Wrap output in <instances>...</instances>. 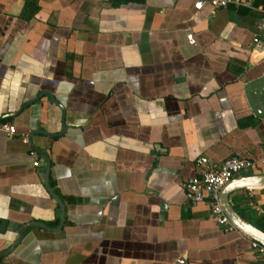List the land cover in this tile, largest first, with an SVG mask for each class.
Wrapping results in <instances>:
<instances>
[{
	"label": "crops",
	"instance_id": "crops-1",
	"mask_svg": "<svg viewBox=\"0 0 264 264\" xmlns=\"http://www.w3.org/2000/svg\"><path fill=\"white\" fill-rule=\"evenodd\" d=\"M263 76L264 0H0V254L28 227L2 263L255 264L182 183L260 157ZM249 192L230 203L264 230Z\"/></svg>",
	"mask_w": 264,
	"mask_h": 264
},
{
	"label": "built area",
	"instance_id": "built-area-1",
	"mask_svg": "<svg viewBox=\"0 0 264 264\" xmlns=\"http://www.w3.org/2000/svg\"><path fill=\"white\" fill-rule=\"evenodd\" d=\"M210 3L215 9H223L230 3H241V0H210ZM254 41L258 43L259 39L255 38ZM0 131L11 137L16 133V126L8 121H0ZM23 141L28 144L30 139L25 136ZM31 155L36 156V152L32 151ZM34 165L39 166V161L36 160ZM262 166H264V146L258 159L232 156L224 162L216 163L206 156H201L196 160V167L199 173L195 177L187 179L182 183L189 203L197 205L202 202H207L210 206L212 218L226 233L238 232L250 240L251 246L259 258L255 264H264V245L244 235L231 222L223 207L221 192L229 182L244 171ZM257 190H264V188L249 189V197L254 198ZM251 206L259 214H264V211L258 205L251 203Z\"/></svg>",
	"mask_w": 264,
	"mask_h": 264
},
{
	"label": "water",
	"instance_id": "water-1",
	"mask_svg": "<svg viewBox=\"0 0 264 264\" xmlns=\"http://www.w3.org/2000/svg\"><path fill=\"white\" fill-rule=\"evenodd\" d=\"M248 96L251 105L253 106L254 110L256 111L257 114L264 116V76L261 77L260 79L250 83L247 88ZM41 98V97H40ZM39 98V99H40ZM37 99V100H39ZM47 160V170H45V174L48 175V171L50 169V161L46 157ZM260 167L254 168L259 169ZM248 171V170H247ZM241 176V177H239ZM237 176L238 178H234L231 182H229L222 190L221 192V201L223 204V207L229 216L231 222L236 226V228L242 232L244 235L248 236L249 238L261 243L264 245V230H262L260 227L257 225L253 224L252 222L246 220L244 217H242L236 210L235 208L231 205L230 203V196L233 193L242 191V190H247V189H253V188H264V174H254V175H248L244 176L242 173ZM45 185L49 189L50 193L52 196L56 199V201L59 203L60 207L62 208L63 214L61 217V221L63 223L64 218H65V210H64V205L62 201L59 199V197L55 194L54 190L50 187L48 178L46 177L45 179ZM5 222L2 225L1 230H4ZM30 225L32 226H40L43 228L50 229L46 225L42 223H31ZM28 227L23 229L19 235V239L17 243L15 244H10V248L0 254V264L2 263V257L10 252L13 251L15 246L21 241L24 232L26 231Z\"/></svg>",
	"mask_w": 264,
	"mask_h": 264
},
{
	"label": "rangeland",
	"instance_id": "rangeland-1",
	"mask_svg": "<svg viewBox=\"0 0 264 264\" xmlns=\"http://www.w3.org/2000/svg\"><path fill=\"white\" fill-rule=\"evenodd\" d=\"M242 174H243V175H247V174H250V173H248V172H243ZM250 213H251V215H252L253 217H256V215H257V213L254 212L253 210H252Z\"/></svg>",
	"mask_w": 264,
	"mask_h": 264
}]
</instances>
